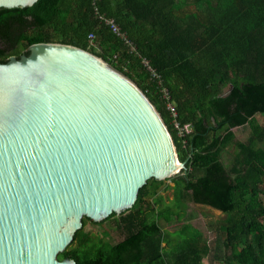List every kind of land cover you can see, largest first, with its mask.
<instances>
[{
	"label": "trees",
	"instance_id": "obj_1",
	"mask_svg": "<svg viewBox=\"0 0 264 264\" xmlns=\"http://www.w3.org/2000/svg\"><path fill=\"white\" fill-rule=\"evenodd\" d=\"M101 18L114 21L124 39ZM38 43L84 49L132 79L186 163L169 180L173 203L159 195L167 181L151 180L131 209L107 218L117 216L118 243L90 245L81 229L58 259L264 264V0H38L0 9V63ZM177 125L191 126V134L183 136ZM236 129H246L247 139L238 141ZM184 194L225 215L221 245L189 225L164 232Z\"/></svg>",
	"mask_w": 264,
	"mask_h": 264
},
{
	"label": "water",
	"instance_id": "obj_2",
	"mask_svg": "<svg viewBox=\"0 0 264 264\" xmlns=\"http://www.w3.org/2000/svg\"><path fill=\"white\" fill-rule=\"evenodd\" d=\"M185 170L147 94L104 59L38 43L0 63V264H76L58 254L84 218L119 215Z\"/></svg>",
	"mask_w": 264,
	"mask_h": 264
},
{
	"label": "rangeland",
	"instance_id": "obj_3",
	"mask_svg": "<svg viewBox=\"0 0 264 264\" xmlns=\"http://www.w3.org/2000/svg\"><path fill=\"white\" fill-rule=\"evenodd\" d=\"M234 133L237 136L238 141H244L247 139L246 129H236ZM230 157H226L228 161ZM175 185L168 181L164 187H159V195L163 196L164 204H170L175 201V194L173 188ZM180 211V210H179ZM180 217H182L180 219ZM225 215L219 211L214 210L211 207L195 204L191 201L189 194H184L183 204L181 206V212L178 213V217L174 218V221L164 227V232L168 235L175 233L177 230L183 229L184 226L189 225L197 230H200L209 243L222 244V238L218 229L219 223L224 220ZM117 217L97 224L92 223L89 220L83 222L82 229L85 234L90 237V245H99L102 242L107 244H116L121 240L122 236L117 228ZM202 264H210L209 259L206 258Z\"/></svg>",
	"mask_w": 264,
	"mask_h": 264
},
{
	"label": "built area",
	"instance_id": "obj_4",
	"mask_svg": "<svg viewBox=\"0 0 264 264\" xmlns=\"http://www.w3.org/2000/svg\"><path fill=\"white\" fill-rule=\"evenodd\" d=\"M102 21L105 22L106 25L110 26L111 30L116 33L118 36H121L123 39H124V36L123 34L119 31V28L118 26L114 23V21L112 20H106L104 18H101ZM92 37V36H91ZM154 76H156V73H153ZM166 96H167V93H166ZM171 108V107H170ZM173 109V108H171ZM174 111V109H173ZM178 129H180V132L181 134L184 136V135H188V134H191L192 130H191V126L187 125L183 128H180L179 125H177Z\"/></svg>",
	"mask_w": 264,
	"mask_h": 264
}]
</instances>
